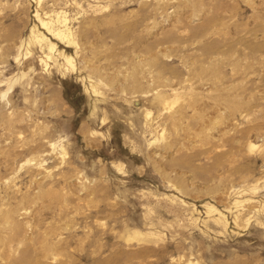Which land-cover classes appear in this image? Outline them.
Listing matches in <instances>:
<instances>
[{
  "label": "rangeland",
  "instance_id": "1",
  "mask_svg": "<svg viewBox=\"0 0 264 264\" xmlns=\"http://www.w3.org/2000/svg\"><path fill=\"white\" fill-rule=\"evenodd\" d=\"M0 264H264V0H0Z\"/></svg>",
  "mask_w": 264,
  "mask_h": 264
}]
</instances>
